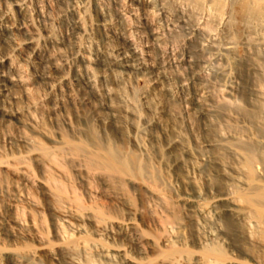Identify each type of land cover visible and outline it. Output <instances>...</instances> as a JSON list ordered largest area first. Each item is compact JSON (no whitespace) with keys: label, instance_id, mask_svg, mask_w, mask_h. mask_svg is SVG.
<instances>
[{"label":"rangeland","instance_id":"obj_1","mask_svg":"<svg viewBox=\"0 0 264 264\" xmlns=\"http://www.w3.org/2000/svg\"><path fill=\"white\" fill-rule=\"evenodd\" d=\"M244 1L0 0V264H264Z\"/></svg>","mask_w":264,"mask_h":264},{"label":"bare ground","instance_id":"obj_2","mask_svg":"<svg viewBox=\"0 0 264 264\" xmlns=\"http://www.w3.org/2000/svg\"><path fill=\"white\" fill-rule=\"evenodd\" d=\"M263 9H264V0H245L243 3V10L252 17L258 16ZM114 158H115V155L111 153L109 155V161H113ZM258 158L259 156L254 151H252L251 154L246 159V163L248 164V167L251 170V173H250L251 178H255V175L253 173V167H254L255 162L258 160ZM109 167L111 170H114L115 168L112 162L109 163ZM256 198H258L257 200L259 201L260 204L264 205V193L257 192ZM262 234L264 236V232H262ZM207 250H210V249H207Z\"/></svg>","mask_w":264,"mask_h":264}]
</instances>
